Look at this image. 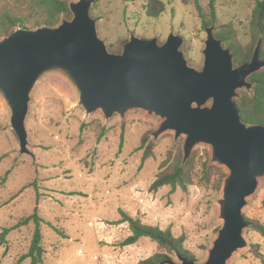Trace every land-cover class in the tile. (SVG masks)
Here are the masks:
<instances>
[{"label":"rangeland","instance_id":"1","mask_svg":"<svg viewBox=\"0 0 264 264\" xmlns=\"http://www.w3.org/2000/svg\"><path fill=\"white\" fill-rule=\"evenodd\" d=\"M162 1L165 9L156 18L146 15L147 0H94L89 15L111 53H120L131 33L141 39L156 38L158 44L173 33L182 38L179 49L187 65L200 70L206 32L195 0ZM197 1L206 13L208 0ZM254 1L215 0L213 32L230 23L237 40L247 44ZM4 12L27 14L21 0H0V16ZM242 90L249 91L240 88L237 94ZM204 105H210V100ZM9 117L0 95V233L31 214L36 206L43 220L42 264H139L156 252H165L147 237L121 245L130 234L126 222L118 223L121 211L141 223L170 228L174 236H183V246L195 263L207 259L222 226L218 200L223 184L214 188L201 180L203 162L207 160V165L228 173L224 166L211 161L210 145L197 143L192 147L195 163L192 184L186 190L165 185L151 191L157 173L171 164L179 147L184 155L185 138L175 137L173 130L154 137L162 121L154 113L139 108L122 115L114 112L108 118L101 109L86 113L78 104L71 80L59 70H50L39 76L29 93L24 119L29 153L19 152ZM143 137L144 146L152 145L151 155L144 160L145 147L139 148ZM242 214L264 225V175L257 178L254 192L246 197ZM33 228L30 221L5 235L0 241V264H29L28 259L17 260L27 251ZM242 234L246 245L235 250L226 264H262L264 235L249 225ZM168 256L180 263L175 254Z\"/></svg>","mask_w":264,"mask_h":264},{"label":"water","instance_id":"2","mask_svg":"<svg viewBox=\"0 0 264 264\" xmlns=\"http://www.w3.org/2000/svg\"><path fill=\"white\" fill-rule=\"evenodd\" d=\"M93 1L70 2L72 17L55 27H19L0 39V95L19 152L29 153L24 127L29 93L50 70L71 80L86 113L101 109L105 118L133 108L154 113L162 118L154 137L166 130L184 135V160L195 144H208L211 161L228 170L218 200L222 226L207 259L195 263L177 255L180 263L168 259L160 264H226L246 245L242 231L249 223L242 208L264 175V125L245 124L233 100L237 89H251L248 77L264 67L261 40L248 62L234 66L232 53L214 36V26H206L200 70L187 65L179 49L182 38L173 33L162 44L131 33L121 52L111 53L89 15Z\"/></svg>","mask_w":264,"mask_h":264},{"label":"trees","instance_id":"3","mask_svg":"<svg viewBox=\"0 0 264 264\" xmlns=\"http://www.w3.org/2000/svg\"><path fill=\"white\" fill-rule=\"evenodd\" d=\"M96 2L99 0H95ZM124 2H134L138 0H123ZM70 0H21L24 5V10L27 12L25 16L13 15L4 12L0 16V38L6 36L14 29L20 28H38V27H55L62 20H68L72 17L69 9ZM195 8L203 27L211 26L216 19L215 0H208L207 9L205 13L197 0H195ZM145 13L148 17L156 18L165 9V4L162 0H147L145 6ZM214 36L221 40L222 45L230 50L233 55V63L237 66L248 62L251 59L253 51L257 42L261 40L259 55L264 58V0H255L251 17L249 20V42L247 44L240 43L236 38V33L230 23L223 24L216 28L213 32ZM252 83L249 91H240L237 96L233 98L236 106L239 109L241 120L247 124H262L264 125V67L259 71L251 74L248 79ZM146 137L142 138V143L139 148L145 147L142 155V160L151 155V144H146ZM195 152L184 161L183 154L178 148L171 164L165 166L159 171L155 180L150 185V190L155 191L158 188L170 185L172 189L180 187L186 190L188 185L192 184V173L194 168ZM9 170L5 172L7 174ZM201 180L214 188H220L226 173L217 166L207 165V160L203 162ZM212 175L215 178H211ZM37 187L35 186V189ZM37 190V189H36ZM39 193L36 191V204H38ZM121 219L119 222H126L130 234L122 240L121 245H131L141 237H147L156 242L157 245L165 252H156L153 255L145 258L139 264H160L164 260H171L168 254L173 253L176 256L181 255L192 259V254L184 248V237L174 236L170 228L161 229L158 226L141 223L140 220L133 218L121 211ZM248 225L256 232L264 235V225L246 218ZM32 222L34 225L31 241L27 251L20 255L17 262L28 259L29 264H42L44 249L42 246V234L40 224L43 222L42 218L37 213L35 206L33 212L18 221L12 227H5L0 233V241L2 242L5 235L14 228ZM58 233L60 230L56 229ZM264 264V259L261 260ZM167 264V263H163Z\"/></svg>","mask_w":264,"mask_h":264}]
</instances>
